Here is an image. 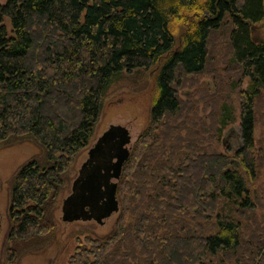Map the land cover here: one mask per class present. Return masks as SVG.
<instances>
[{
    "label": "trees",
    "instance_id": "16d2710c",
    "mask_svg": "<svg viewBox=\"0 0 264 264\" xmlns=\"http://www.w3.org/2000/svg\"><path fill=\"white\" fill-rule=\"evenodd\" d=\"M263 17L264 0H0V144L43 148L11 179L6 263L57 234L50 210L110 87L154 68L112 226L76 235L63 264H264Z\"/></svg>",
    "mask_w": 264,
    "mask_h": 264
},
{
    "label": "rangeland",
    "instance_id": "374dc122",
    "mask_svg": "<svg viewBox=\"0 0 264 264\" xmlns=\"http://www.w3.org/2000/svg\"><path fill=\"white\" fill-rule=\"evenodd\" d=\"M250 35L254 40L264 36V17L252 22ZM154 75L155 69L149 68L142 72L140 78L128 80L126 78L116 81L109 89L104 98L100 115L96 122L94 133L90 139V144L111 123H121L127 126L131 133V139L135 138L137 133L145 125L148 118V109L154 95ZM199 81H208L210 91H214L210 77L201 74L197 77ZM197 80L193 81L192 88H195ZM249 80L245 76L242 78V86H248ZM182 86L179 88L181 91ZM221 88L219 89V91ZM195 92V97L198 95ZM222 92V90H221ZM220 93V92H219ZM232 103L235 105V93L232 92ZM200 99L199 108L202 113L209 112L211 109L210 98ZM204 111H203V108ZM240 119L235 118L223 128L221 140L223 148L231 152L241 141ZM258 136V134H257ZM89 144V145H90ZM43 153V148L34 140L22 138L0 144V211L1 230H0V264L6 263L4 255V245L6 234L10 226L9 211V190L12 176L16 169L31 156H39ZM87 155V147L81 149L74 157L69 168L64 174V184L58 197V203L50 210V217L57 223V234L44 248H37L25 251L15 263L12 264H63L66 256L73 249L75 236L81 238L85 233L102 234L108 231L114 219V214L109 216L104 222H97L94 219H74L63 220L61 218V199L69 192L73 178L78 172L81 162Z\"/></svg>",
    "mask_w": 264,
    "mask_h": 264
},
{
    "label": "water",
    "instance_id": "95a60500",
    "mask_svg": "<svg viewBox=\"0 0 264 264\" xmlns=\"http://www.w3.org/2000/svg\"><path fill=\"white\" fill-rule=\"evenodd\" d=\"M132 146L131 133L121 123H111L87 148V155L61 199L63 220L94 219L104 222L119 206L117 183ZM0 211V230H1Z\"/></svg>",
    "mask_w": 264,
    "mask_h": 264
}]
</instances>
